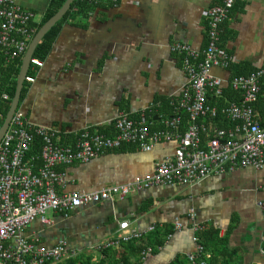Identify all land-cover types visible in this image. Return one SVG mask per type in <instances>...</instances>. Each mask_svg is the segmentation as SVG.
Instances as JSON below:
<instances>
[{
	"label": "crops",
	"instance_id": "crops-1",
	"mask_svg": "<svg viewBox=\"0 0 264 264\" xmlns=\"http://www.w3.org/2000/svg\"><path fill=\"white\" fill-rule=\"evenodd\" d=\"M16 1L35 15L33 25L37 26L53 0ZM217 2L100 0L90 17L68 20L49 55L38 59L41 66L30 65L31 74L26 76L34 80H24L27 91L18 110L31 125L57 130V144L74 147L77 135L86 130L112 129L121 113L146 114L161 105L158 100L179 98L188 76L181 55L171 47L186 43L203 52L208 44L206 12ZM221 48L235 58L236 65L253 70L264 65V0H242L234 5L222 27ZM212 74L225 80V87L230 85V68L217 67ZM160 120L155 116L151 127H161ZM121 148L87 162L57 166L56 170L63 173L57 193L98 191L149 176L156 163L173 155L176 142L157 144L150 152L134 146ZM123 202L118 210L112 202H105L67 216L48 212L49 224L37 220L24 236L47 248L64 242L75 253L73 258L84 255L97 263L106 250L98 248L120 238L119 222L125 220L128 231L140 236L120 239L117 250L122 243L143 240L138 264H171L175 258L195 254L200 246L195 242L198 232L211 229L236 252L234 260L264 264V208L259 207L264 205V170L237 169L191 188L141 190ZM156 229L162 236L166 230L171 233L161 245L145 243ZM147 249L150 252L143 259ZM204 255L211 258L210 253Z\"/></svg>",
	"mask_w": 264,
	"mask_h": 264
},
{
	"label": "built area",
	"instance_id": "built-area-1",
	"mask_svg": "<svg viewBox=\"0 0 264 264\" xmlns=\"http://www.w3.org/2000/svg\"><path fill=\"white\" fill-rule=\"evenodd\" d=\"M240 1L221 0L210 6L206 12L208 44L203 52L186 43L171 47L184 58L188 83L180 97L173 98L176 99L172 103L175 116L165 120L164 130L151 131L145 113H121L113 123L112 136L86 130L75 137L74 147L64 146L55 141L57 130L33 126L20 110H16L0 143V264H59L76 256L64 242L47 248L24 236V231L37 220L49 224L48 212L67 216L81 208L122 201L141 190L191 188L207 178L237 169L264 170V125L255 107L264 65L247 76L231 79L230 85L242 96L240 102H229L221 111L208 102L210 93L218 98L223 96L226 82L215 77L212 70L217 67L229 69L235 64V58L221 48V35L231 9ZM34 17L16 0H0V48L7 61L25 54L35 34ZM31 64L42 65L35 58ZM25 80L33 82L34 79L26 76ZM4 99H7L6 95ZM181 112L189 114L184 131L181 130ZM220 114L232 123L231 127L213 124ZM37 138L40 152L29 156ZM169 142H176L173 155L156 163L149 176L136 177L129 184L109 185L98 191L61 194L56 191V187L63 184V173L56 170L57 166L87 162L122 146L150 152L155 145ZM259 207L264 208V205L260 203ZM128 229V221L119 222L120 238L106 242L98 250L115 248L120 245V239L128 241L140 236ZM195 242L199 240L195 239ZM149 252L150 249L143 252V259ZM203 252L204 248L198 246L196 253L189 256L191 264H207L198 261L197 254Z\"/></svg>",
	"mask_w": 264,
	"mask_h": 264
},
{
	"label": "trees",
	"instance_id": "trees-1",
	"mask_svg": "<svg viewBox=\"0 0 264 264\" xmlns=\"http://www.w3.org/2000/svg\"><path fill=\"white\" fill-rule=\"evenodd\" d=\"M66 0H53L50 8L45 14V17L40 25H33L32 27L35 29V33L38 29L42 28L53 16H55L59 10L63 7V4ZM221 0H219L220 2ZM218 3V2H217ZM100 4L91 0H76L72 5L71 10L65 15V17L59 21L48 33L45 34L43 39L37 45L33 58L44 60L50 53L51 47L55 40H57L59 34L61 33V29L63 26L68 23V20H76V19H85L90 17L93 12L97 9ZM208 26V25H207ZM208 36V34H207ZM22 57H19L15 60H6V57L3 55L2 50L0 48V128L4 123L5 117L10 109V102L13 98L16 78L21 65ZM180 61L183 63L184 58L180 56ZM253 69L248 68L245 65L241 64H232L230 66L231 79L235 77H239L241 75H248ZM28 74H31L30 69L28 70ZM260 94L259 99L255 103V107L257 112L259 111V116L261 118V122L264 123V79L260 85ZM27 91V83L25 82L21 91L20 100L18 104V109L20 107L21 101L26 95ZM263 94V96H261ZM7 96V99H4V96ZM242 100V96L240 92L234 90L232 85H227L224 87L223 96L221 98L216 97H208V102L211 106L216 107L221 111L228 103L230 102H240ZM173 101L176 99H167V100H158L157 104H161L158 107H155L154 111L147 112L145 118L151 124H155L153 119L155 116L161 117V127H151V131H160L165 129V120L171 119L175 116V109L172 106ZM17 109V110H18ZM181 130L184 131L189 123V114L186 112H181ZM135 119L136 117H132ZM214 125H217L221 128H229L232 126L228 120L224 118L223 115H219L218 118L213 122ZM98 134L105 136H112L113 128L108 130H98ZM204 139H206L204 137ZM205 145V140H204ZM123 147L121 149H124ZM40 152V140L37 138L32 145V148L29 152L30 155L38 154ZM206 228V227H205ZM166 234L162 236L160 234V230L156 229L155 233L150 234L151 237H147L145 243L151 244L153 246L161 245L164 243L165 237L171 233V230H166ZM197 238L199 239V244L204 248V252L197 254L198 261H207L208 264H241L240 261L234 260L236 258V252L234 250H229L227 248V241L225 238H218V231L216 230H202L197 234ZM143 240H131L128 243H122L121 249L117 250L116 248H108L103 252L104 258L99 262L95 263L92 261V257L87 256H79L77 258L66 260L63 263L59 264H138L139 263V254L142 251L144 245ZM264 250V244H263ZM207 253L211 254V258L207 259L204 255ZM171 264H191L188 257H180L175 258Z\"/></svg>",
	"mask_w": 264,
	"mask_h": 264
},
{
	"label": "water",
	"instance_id": "water-1",
	"mask_svg": "<svg viewBox=\"0 0 264 264\" xmlns=\"http://www.w3.org/2000/svg\"><path fill=\"white\" fill-rule=\"evenodd\" d=\"M75 1L76 0H66L63 4V7L59 10V12L55 16H53L42 28L38 29V31L34 34L33 38L31 39L26 49V52L23 55L21 65L17 74L15 91L9 106L10 109L5 117L3 125L0 128V143L2 142L6 132L9 129L14 113L18 109V104L20 100L21 91L24 85V80L26 75L28 74V70L31 65V60L33 59L34 51L37 45L43 39L45 34L48 33L59 21H61L65 17L68 11L71 10V7L75 3ZM179 187H184V186H175L169 188L179 189ZM123 201L124 200L120 201L119 203L118 202L111 203L112 204L111 206L115 208V210H118L119 204L122 205L126 203Z\"/></svg>",
	"mask_w": 264,
	"mask_h": 264
}]
</instances>
